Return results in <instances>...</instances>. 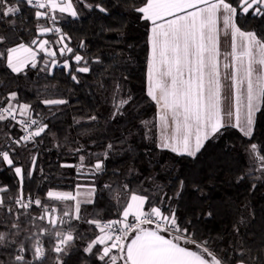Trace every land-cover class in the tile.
<instances>
[{
    "label": "snow or ice",
    "instance_id": "1",
    "mask_svg": "<svg viewBox=\"0 0 264 264\" xmlns=\"http://www.w3.org/2000/svg\"><path fill=\"white\" fill-rule=\"evenodd\" d=\"M128 2L132 11L147 22L150 55L146 94L159 106V113L157 124L150 125L148 121L141 124L149 131L158 128L157 147L195 159L209 140H219L236 129L247 138L244 150L259 172L254 175L253 168H246L236 183L252 180L250 189L256 187V181L264 185V141L258 142L254 136L255 113L264 109V33L247 29L248 20L264 22V0H143L139 5L134 0ZM77 4L108 13L101 3L89 0H77V3L73 0H0V24L7 19L16 31V20L25 18L24 9H32L34 20L44 19L55 25L64 14L78 19ZM221 30L231 40V51L225 54L231 61L223 65V76ZM49 33L60 35L54 41L40 39ZM70 40L59 27L39 23L30 43L14 41L11 34L0 33V64L16 75H26L27 69H36L49 76L59 64L72 81L79 83L77 73L91 72V63L99 64L101 60L97 56L90 63L83 55L74 53L65 42ZM80 47H84L83 42ZM41 53L51 61L45 62ZM57 53L68 54L71 61H57ZM222 80L230 81L234 88L231 99L223 95ZM0 87H4L2 81ZM134 99L130 93L124 96L121 84L115 82L110 118L124 116L131 110ZM225 100H229L227 107ZM41 103L51 108L66 105L68 100L45 98ZM34 113L32 104L22 101L18 92L0 93V124L19 126L25 133L19 137L5 133L0 144V167L11 171L18 184L15 190L0 184V264H68L72 257H79L78 264H264V245L260 255H252V247L241 234V226L246 223L243 209L239 210L233 226L234 238L224 249L219 245L213 247L208 238L192 231L193 221L177 210L187 187L179 177L169 190L160 183L148 189L140 183L130 188L131 181L102 185L101 191H107L115 213L105 219L98 212L91 216L87 209L82 212V204L95 203L94 180L84 199H79L81 185L76 186L75 194L46 190L41 198L26 193L25 180L37 171L42 173V169L38 170L35 151L29 153V164L25 167L17 148L35 149L49 135L55 139L49 124L43 117L36 119ZM99 119L96 115L87 117L88 122ZM75 123L79 125L81 121L77 119ZM145 138H149L147 132ZM68 150L83 154L76 156L78 164L63 163L59 167L88 168L91 169L89 176L96 177L106 172V161L115 145L108 143L103 153L96 154L87 163L86 156L92 154L81 146ZM134 171L130 168L129 175ZM147 179L155 181V177ZM196 190L203 192L199 186ZM204 215L211 217L213 213L208 210ZM81 225L87 227L81 228Z\"/></svg>",
    "mask_w": 264,
    "mask_h": 264
},
{
    "label": "trees",
    "instance_id": "2",
    "mask_svg": "<svg viewBox=\"0 0 264 264\" xmlns=\"http://www.w3.org/2000/svg\"><path fill=\"white\" fill-rule=\"evenodd\" d=\"M73 2L77 3V0ZM89 2L101 3L108 13H101L95 8L88 10L77 4L80 10L78 19L64 15L53 25L44 19L34 20L33 10L24 9L25 18L16 20L18 30L13 31L7 19L0 24V33L11 34L14 41L23 43H30L35 38L37 23L59 27L61 33L71 37L66 43L74 53L83 55L90 63L97 56L101 60L99 64L91 63V72L77 73L79 83L72 81L70 74L59 64L52 69L51 76L36 69H27L26 75H16L0 64V81L4 85L0 87V93L18 92L22 101L32 104L34 117L38 120L43 117L55 134V139L49 135L35 149L17 148L25 167L29 164V153L35 151L38 154V170L42 169V173L37 171L31 179L25 180L24 191L41 198L46 190L75 193L77 185L89 186L94 180L95 203L83 204L82 212L87 209L89 216L98 212L100 218L105 219L115 213L107 191H101L102 185H121L131 181L130 188H136L140 183L148 189L154 183H160L169 190L172 182L179 177L184 179L187 187L177 210L193 221L190 227L194 233L208 238L213 247L219 245L224 249L234 238L233 226L239 218V210L243 209L246 223L241 226V234L252 247L251 254L260 255L259 250L264 245V185L256 181V187L250 189L252 180L236 183V178L246 168H253L254 175H259L254 169L255 162L249 161L244 150L247 138L232 129L219 140H209L195 159L159 149L157 128L149 131L141 124V121L156 124L158 113L157 104L146 94L149 59L147 22L132 11L128 0ZM134 2L139 5L143 0ZM247 29L264 33V22L248 20ZM59 35L53 33L48 38L54 41ZM81 42L83 48L80 47ZM40 55L45 62L51 61L45 54ZM56 60L71 61V57L57 53ZM115 82L121 84L124 96L130 93L135 99L129 112L112 120L111 95ZM101 84L104 86L101 87ZM45 98H64L68 103L50 108L41 103ZM91 115L99 117L98 122H88L87 117ZM77 119L81 121L79 125L75 123ZM6 124H0V144L4 142L5 133L10 132L14 137L24 135L19 126L6 127ZM84 128L91 130L84 132ZM146 132L149 138H145ZM254 136L258 142L264 141V109L257 115ZM57 143L62 146L57 147ZM108 143H113L115 150L110 153L106 161L107 170L102 175L90 177L91 169L88 168L59 167L63 163L78 164L76 156L83 153L70 152L69 148L79 145L92 154L86 156L87 163L89 159L94 160L96 154L103 153ZM130 168L135 169L131 175ZM149 177H155V181L147 179ZM0 184L13 190L18 186L17 178L3 167H0ZM196 186L203 192H198ZM208 210L213 213L211 217L204 215ZM85 227L81 225V228ZM78 260L79 257H72L68 264H78Z\"/></svg>",
    "mask_w": 264,
    "mask_h": 264
},
{
    "label": "crops",
    "instance_id": "3",
    "mask_svg": "<svg viewBox=\"0 0 264 264\" xmlns=\"http://www.w3.org/2000/svg\"><path fill=\"white\" fill-rule=\"evenodd\" d=\"M41 11H43V10H41ZM59 14V13H58ZM64 15H67V14H64ZM63 15V16H64ZM68 16V15H67ZM50 27H53V26H51L50 25ZM53 33H49V34H47V35H45V36H42V37H40V39H48L49 40V38H48V36L49 35H52ZM55 35V34H54ZM59 37V36H58ZM58 39V38H57ZM66 42V41H65ZM239 44V41H237V45ZM53 48H56L55 47V45H51ZM220 51H221V57H220V69H221V74H222V76H223V73H224V71H225V69H224V67H223V65L226 63V62H230L231 61V57L229 56V57H227V59H226V57H225V54L226 53H228V52H230L231 51V40H230V38H226V37H224L223 36V31L221 30V37H220ZM149 55H150V47H149ZM39 58V57H38ZM148 67V66H147ZM148 71V70H147ZM222 83H223V95L224 96H226V97H228L229 99H231L232 98V96H233V93H234V88L233 87H231V84H230V81H228V80H222ZM228 103H229V100H225L224 101V104H225V106L227 107V105H228ZM157 108H158V113H159V106L157 105ZM260 112V111H259ZM259 112H257V113H255V122H256V118H257V115H258V113ZM158 113H157V117H156V124L158 123ZM157 132H158V128H157ZM159 142V141H158ZM88 191L89 192V186H81L80 188H79V191L81 192V191H83V192H86V191ZM75 194V193H74ZM83 195H85V193H82ZM86 196V195H85ZM85 196H83V197H85ZM94 199H95V194H94ZM83 205V204H82Z\"/></svg>",
    "mask_w": 264,
    "mask_h": 264
},
{
    "label": "rangeland",
    "instance_id": "4",
    "mask_svg": "<svg viewBox=\"0 0 264 264\" xmlns=\"http://www.w3.org/2000/svg\"><path fill=\"white\" fill-rule=\"evenodd\" d=\"M149 122V124L151 123V121H148ZM86 191V190H85ZM80 193H85V195H87V193H88V191H86V192H83V191H81ZM85 195H81L80 197H79V199H84L86 196ZM83 196H85V197H83ZM93 199H94V196H93Z\"/></svg>",
    "mask_w": 264,
    "mask_h": 264
},
{
    "label": "built area",
    "instance_id": "5",
    "mask_svg": "<svg viewBox=\"0 0 264 264\" xmlns=\"http://www.w3.org/2000/svg\"><path fill=\"white\" fill-rule=\"evenodd\" d=\"M44 11V10H43ZM48 21V20H47ZM49 23L53 24L52 21H49ZM54 34H58V33H54ZM25 134V133H24Z\"/></svg>",
    "mask_w": 264,
    "mask_h": 264
}]
</instances>
